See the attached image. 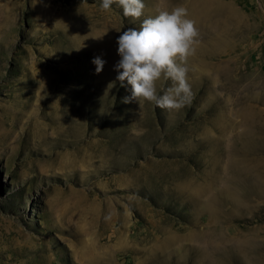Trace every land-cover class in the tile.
Wrapping results in <instances>:
<instances>
[{"label":"rangeland","instance_id":"374dc122","mask_svg":"<svg viewBox=\"0 0 264 264\" xmlns=\"http://www.w3.org/2000/svg\"><path fill=\"white\" fill-rule=\"evenodd\" d=\"M143 2L0 0V264H264V0ZM177 5L191 102L125 103L117 37Z\"/></svg>","mask_w":264,"mask_h":264},{"label":"clouds","instance_id":"9594fccd","mask_svg":"<svg viewBox=\"0 0 264 264\" xmlns=\"http://www.w3.org/2000/svg\"><path fill=\"white\" fill-rule=\"evenodd\" d=\"M113 5L122 9L125 18L138 20L144 15L143 0H100L99 10L109 12ZM199 36L195 21L183 5L158 10L156 15L143 19L138 28L124 30L116 40L119 60L113 66L116 81L131 89L124 102L135 101L139 106L148 102L168 111L188 105L192 92L187 62L200 44ZM92 63L99 74L106 61L97 56ZM161 78L172 82L162 95L156 87Z\"/></svg>","mask_w":264,"mask_h":264},{"label":"bare ground","instance_id":"6f19581e","mask_svg":"<svg viewBox=\"0 0 264 264\" xmlns=\"http://www.w3.org/2000/svg\"><path fill=\"white\" fill-rule=\"evenodd\" d=\"M192 14H195V13H192ZM190 15H191V14H190ZM190 15H189V16H190ZM195 15H196V14H195ZM193 17H194V16H192V18H193ZM195 17H196V16H195ZM195 17H194V18H195ZM193 20H194V19H193ZM195 20H196V19H195ZM102 59H104V58H102ZM106 59H107V58H106ZM165 240H166V239H165ZM165 248H166V247H165Z\"/></svg>","mask_w":264,"mask_h":264}]
</instances>
